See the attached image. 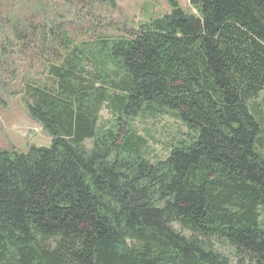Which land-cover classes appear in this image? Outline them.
I'll return each mask as SVG.
<instances>
[{"label": "trees", "instance_id": "obj_1", "mask_svg": "<svg viewBox=\"0 0 264 264\" xmlns=\"http://www.w3.org/2000/svg\"><path fill=\"white\" fill-rule=\"evenodd\" d=\"M169 3L96 42L12 20L46 60L23 102L52 143L0 149V264H264V0ZM164 110L189 134L154 161L132 121Z\"/></svg>", "mask_w": 264, "mask_h": 264}, {"label": "rangeland", "instance_id": "obj_2", "mask_svg": "<svg viewBox=\"0 0 264 264\" xmlns=\"http://www.w3.org/2000/svg\"><path fill=\"white\" fill-rule=\"evenodd\" d=\"M169 1L115 0V5L103 2L90 7L78 0H3L0 6V149L27 152L32 147L49 148L52 143L51 136L32 120L23 102L27 82L41 78L46 60L39 55L40 44H33L27 51H22L20 45L23 44L12 32V20L33 16L31 20L35 27L42 24L62 26L77 43L96 42L100 36L131 38L132 33L138 32L152 19L171 13ZM174 1L183 10L197 13L191 6V0ZM27 26V23L22 26L23 32L27 31ZM256 102L264 103V92ZM118 116L105 107L99 124L109 126ZM132 122L138 133L148 140V154L154 161L168 156V144L173 138L189 134L187 126L165 110L154 116L141 114ZM87 146H91L89 141ZM174 227L181 231L178 225ZM183 233L189 235L188 232ZM217 248L232 260H237L228 246L219 244Z\"/></svg>", "mask_w": 264, "mask_h": 264}]
</instances>
